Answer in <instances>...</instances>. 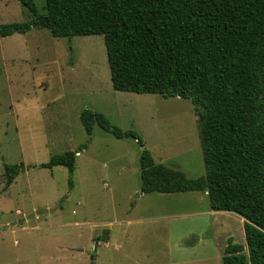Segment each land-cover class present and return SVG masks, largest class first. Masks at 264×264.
Wrapping results in <instances>:
<instances>
[{
    "label": "rangeland",
    "instance_id": "obj_1",
    "mask_svg": "<svg viewBox=\"0 0 264 264\" xmlns=\"http://www.w3.org/2000/svg\"><path fill=\"white\" fill-rule=\"evenodd\" d=\"M32 2L44 12V0ZM192 9L184 50L194 79L215 52L209 105L222 110L233 97L216 92L264 43V0H197ZM30 18L18 0H0V24ZM203 106L112 89L99 34L54 37L31 27L0 36V264H221L226 241L243 242L245 218L210 209L206 190L141 192L135 139L96 123L86 135L78 117L100 112L134 131L154 162L198 177ZM64 151L74 153L71 184L65 167L39 166ZM4 164L23 165L6 187Z\"/></svg>",
    "mask_w": 264,
    "mask_h": 264
},
{
    "label": "trees",
    "instance_id": "obj_2",
    "mask_svg": "<svg viewBox=\"0 0 264 264\" xmlns=\"http://www.w3.org/2000/svg\"><path fill=\"white\" fill-rule=\"evenodd\" d=\"M18 1L30 11V20L0 24V36L24 33L31 27L46 28L54 37L99 34L112 89L194 97L204 105L198 132L204 173L198 177H186L154 162L134 131L111 125L102 113L86 108L78 117L86 135L96 123L116 138L135 139L141 192L206 190L210 209L232 210L245 218L243 242L227 240L221 264H264V43L252 45L258 53L247 58L231 87L216 92L233 97L220 110L215 103L209 105L210 89H218L212 86L217 81L213 80L215 52L207 53L205 68L194 79L192 70L197 68L189 64L192 54L184 50L192 33L185 22L197 0H44L43 13H37L32 0ZM214 42L216 48L211 47L217 52L219 41ZM231 101L237 106H231ZM54 165L65 167L71 184L74 153L54 154L39 164ZM3 168L6 187L23 165L4 164Z\"/></svg>",
    "mask_w": 264,
    "mask_h": 264
}]
</instances>
